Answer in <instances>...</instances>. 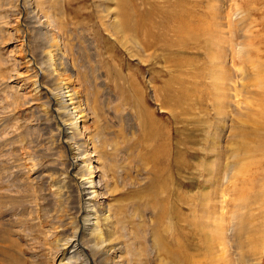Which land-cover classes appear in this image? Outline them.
<instances>
[{
	"label": "rangeland",
	"instance_id": "1",
	"mask_svg": "<svg viewBox=\"0 0 264 264\" xmlns=\"http://www.w3.org/2000/svg\"><path fill=\"white\" fill-rule=\"evenodd\" d=\"M122 10L132 24L143 20L147 33L141 27L123 34ZM170 12L179 17L164 31L161 25ZM48 21L57 25L56 36L68 47V69L74 65L95 95L97 108L87 99L94 119L84 124L82 146L77 140L63 142L54 99L35 90L44 82L38 44ZM229 71L226 81L222 75ZM94 130L100 136L93 137ZM254 130L264 138V0H0V264H173L153 250L157 239L171 242L166 230L172 218L160 221L155 213L156 203L169 198L161 192L166 179L184 197L179 202L169 198V203L182 214L180 229L191 234L181 241L189 248L190 264H208L200 234L192 233L202 213L197 196L208 187L205 167L216 152L226 159L217 211L225 224L242 212L256 217L247 242L257 238L258 246L249 264H264V218L258 216L264 206L257 202L248 211L238 209L240 201L264 195V166L257 167L264 155L242 156L243 141L234 136ZM163 142L168 171L155 180L164 162L150 156L160 154ZM214 142L216 151L208 152ZM73 145L94 157L103 210L121 213L117 235L122 247H114L115 240L104 234L69 262L61 244L71 239L72 229L84 231L87 206L82 200L79 205L73 183L80 173L70 166ZM236 153H241L237 159L231 157ZM222 196L226 206L221 210ZM186 202H195L192 209L200 212H192ZM230 251L237 264L238 250ZM239 264H248L245 256Z\"/></svg>",
	"mask_w": 264,
	"mask_h": 264
},
{
	"label": "bare ground",
	"instance_id": "2",
	"mask_svg": "<svg viewBox=\"0 0 264 264\" xmlns=\"http://www.w3.org/2000/svg\"><path fill=\"white\" fill-rule=\"evenodd\" d=\"M126 6H125L124 10H127ZM124 10L121 11V14L124 16L125 21H126L122 24L123 25V34H125L124 29L128 34H132V33L134 34V33L138 32L141 29V27L144 30V32H146L144 29V24H143L144 21L140 20L138 23L135 22V24H132V18L131 17L128 18L129 13L128 12H125L124 14L122 13ZM186 14H188V12ZM168 15L169 16L165 20V23L163 22V24L161 25V28L164 31L169 28V24H171L173 20H176V18L178 19V17H179L178 12H170ZM188 18H190V17H188ZM168 20H170V22ZM127 21H131V22L127 23ZM186 25H188V24L185 23V26ZM55 26H57V25H55V23L48 21V22H46V27L41 28V29H43V36L44 37H41V43H40V45L38 44V49L39 50L42 49L41 50V56L43 57V59L41 62L45 68V70H42V78H44L43 79L44 82H43V85L41 84V82H39L38 85H36L35 90L36 91L38 90L37 92H42V94H44L45 96L47 94L46 97L44 96L45 98L48 97L52 100L54 99V102H55L54 109H55V112L57 115V121L60 123V125H59L58 122L55 121L56 124H58V131L60 132L57 134L58 135L60 134L61 137L63 139H65V141H63V142L72 144V141L74 143V140H77L78 142L77 141L76 142L79 143L78 145H80L81 143L79 141L80 140L82 141V139L84 137V133H85V126H84L85 122H88V121H91L94 119L92 117L93 110L91 111V109L87 106L88 105L87 102L89 101V100L87 101V99H91V101H93V103L96 102V99H95L94 93L91 91V89H89V87H87L88 86L87 81L83 80L80 76L78 77L79 72L76 71L77 69H75L74 65L71 64V66H72V68H70L71 70L68 69V63L72 62V61L68 60V58H67L68 55L66 52H67L68 47L64 45L65 42L63 43L62 42L63 40L59 39L60 36L59 37H58V35L56 36V33H59L58 32L59 30ZM151 27H152V25H151ZM53 28H55L57 31H54L55 29H53ZM189 28H191V27H189ZM155 30H156V28H155ZM61 31H62V29H61ZM191 32H193V31H191ZM153 33H155V32H153ZM25 60H27V59H25ZM67 60H68V62H67ZM28 62H30V61H28ZM68 71H70L73 75L76 76L75 77L76 80H70L69 79V77L72 74L71 75H70V73L67 74ZM229 72H228V74L226 72H224L222 75V78L225 79L226 81H229L231 79L232 74H231V71H229ZM40 90H42V91H40ZM94 105L97 108V104L95 103ZM258 125L256 124V127H260ZM260 125H261L260 128H262V124H260ZM246 132H248V131H246ZM246 132H242V133L236 132L237 134L234 135L235 138H238V139L243 141L241 143V146L238 145L239 146L238 150L243 153L242 156H247V154L249 155V153H251V152H253V154L263 156L264 155V138L261 135V133H259L258 130H254L252 133H246ZM92 134H93V137L100 136L97 130H94V133H92ZM75 136H76V138H74ZM192 137H195V136H192ZM109 141H111V140H109ZM165 143L163 142L160 144V147L162 149L160 151V154H158L156 151H154L150 156L155 162H158L159 164H161L160 161L155 160L158 157L160 159H162V162H164V164L158 170H156L154 172L155 173L154 174L155 180L160 179L161 178L160 176L165 177L166 171H168L166 168V164L169 165V162H168L169 154L167 153L168 149H167ZM217 143H218V141H217ZM103 144L106 147V143H103ZM80 146H82V145H80ZM113 146L115 148H117L115 142L113 143ZM215 149H216V142H214L211 149H208V152L214 151ZM73 150H74L73 157H72L73 162H72V164H70V166L74 170H76L78 168L80 171V173L76 174V176H73L76 179V181L73 183H75L77 185L76 187H77L78 192H79V193L77 192L79 205L83 201V202H86L87 206L85 205L86 206L84 209L85 215L83 217L84 231L78 232L77 230L72 229L73 231L71 233L72 234L71 239L67 240V242H65L64 244H61V247H63V249H65L69 255V260H68L69 262L71 260L75 259L76 258L75 256H78V255L80 256L81 250H85L87 246H88V248H91V246L88 244L90 242V240L96 239L98 237L102 238V236L104 234H105L104 236H106L108 234L106 236L107 239H114L115 240L114 242H116V243L114 244V247H117L118 245H119L120 249L122 247V246H120V242L118 240V235H117L118 234L117 227L121 224L120 223L121 221L119 220L121 218V216H120L121 213H118L117 215H111L110 213H108V211L103 210V208H104V206H106V204L104 203L102 194L99 193L98 189H96V188H99V187H97L99 185V182H98L99 177L95 174V172L91 166V163H92L91 157H93V156H91L92 154L90 155V154H88L89 152H85V151L82 153L81 152L82 150L78 146H74V145H73ZM232 150H234V149H232ZM216 153H217L215 155L216 159L219 160V162L220 161L221 162L216 163V161H215L216 159H213L214 162H213V160L212 161L207 160L209 163L206 165L204 172L207 173L206 183H207L208 187L205 189L202 188L203 191H200V193L197 196L202 203V206H201L202 207L201 208L202 213L200 215L199 220L197 221V219H196L195 222H193L194 227H193L192 236L193 235L198 236L200 234V236L198 237V240L200 242L199 244H201L200 247L203 249V252L205 250V253H204L205 256H207L209 258V259H207V261H209L208 264H233L234 261L231 259V255H230L231 254V251H230L231 248L232 249L236 248L238 250L239 259L241 258V255H243V257L245 256V258H246V262L249 264L252 260L251 257L255 256V253L257 251V246H258L256 244L257 238H253L256 241L251 239L250 242H247L249 236L251 235V233L253 231L252 227L256 225L255 224V222H256L255 218L256 217L254 218V216L252 214L247 213L248 214L247 215L246 213H244L242 211L245 210L246 208H248L247 207L248 205L250 206L251 204H255V203L257 204V202H260L264 206V195L263 196L261 195V197L255 196V200L249 201V199L247 198L244 201H240V204L238 205V207H239L238 209L242 213H240V214L235 213L236 216L233 219L230 218L227 221V223L225 224L224 215L219 213V211H217L218 201H216V198H217V189L219 188V185L221 184L222 175H224L223 171H224V168L226 167V166L224 167V160H226V159L223 157V155L221 153H218V152H216ZM240 154L241 153L232 154L231 157L237 159V157ZM205 163H206V161L204 162V164ZM181 164H182V162H178L177 167L179 168ZM260 166L261 167L264 166V160L263 161L261 160L259 163H257V167H260ZM183 169H185L184 165L181 166V170H183ZM255 169H256V167H255ZM255 171H257V170H255ZM194 172H197V170ZM76 173H77V171H76ZM255 174H257V173H255ZM254 177L255 176H253V178ZM195 183H197V182L195 181ZM166 184H167L166 186H162V188H161L162 194L164 193L166 196H169V198L175 197L174 199L178 202L184 198V197H181V196L174 193V192L178 191L177 188H176V190H171L170 187L175 188V186H174V184H172L170 182V179H169V181L166 179ZM188 186L193 187L195 185L188 183ZM180 187H186V185L182 184V186H180ZM100 189H102L101 186H100ZM153 190H151L152 196L154 194ZM154 191H156V190H154ZM260 191H263V190H260ZM96 193H97V195L93 196V194H96ZM200 194H201V198H200ZM240 194L246 195L245 192H243V191ZM97 197H98V199H99V197L101 198V200L99 202H97ZM169 198H167L168 200L165 204L159 205V204H157L158 202L156 203L155 210H157L158 212H155V213H156V217L160 221L161 220L166 221V219L168 220L169 218H172L171 227H170V229L166 230L169 233V237L171 239V242L169 245H167L164 241H161V244H159L160 241L158 242V239H157L155 241L156 243L154 244L155 246H153V250L156 249L157 250L156 253H158V252H159V254L162 253L166 258L170 259L173 264H190L192 256H190V254H189V248H187L186 245L182 244L183 242H181V241H182V239L186 240L187 238H190L191 234H187L182 229H180L178 222L180 220H183L182 214H181L180 210H178L176 207L172 206V203L171 204L169 203ZM224 200H225V197L222 196V200L220 201L221 210L225 209L222 207L226 206L225 205L226 201H224ZM183 201H185V199ZM197 202H199V201H197ZM194 203L195 202H193L191 204V206H189L188 202H186L185 206L191 207L192 212H196V211L200 212L199 209H194L195 211H193L192 208L194 207L193 206ZM236 208H237V206H236ZM246 210L248 211L249 208ZM259 211L260 210H258V212ZM221 212L223 213V211H221ZM254 212L255 211H253L252 213L255 214ZM226 214H227V212L225 213V215ZM218 215H221V216L218 217ZM119 216H120V218H119ZM258 216L264 218V212H261V215H258ZM213 222H214V224H213ZM99 225L101 226V228H98ZM257 225H259V224L257 223ZM109 228L111 230H109ZM183 232H184V235L182 234ZM259 235H260V233H259ZM3 239H4V237H3ZM252 240H253V242H251ZM107 244H111V241H108ZM157 246H159V247H157ZM96 247H98V246H96ZM96 247L94 248L95 250L99 249V247L98 248H96ZM247 247H250L251 250L248 249L247 254L245 255V253H246L245 249ZM74 252H76L77 254H73ZM217 252H219V254H220V255H218V256H220V259H221L220 263H216V261H218V260L215 259V257H214V256H216L215 254ZM239 259L238 260L235 259L237 264H239ZM15 262H17V260ZM198 264H201V262Z\"/></svg>",
	"mask_w": 264,
	"mask_h": 264
}]
</instances>
